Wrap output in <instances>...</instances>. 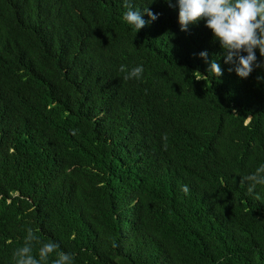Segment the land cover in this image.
<instances>
[{"label":"trees","instance_id":"obj_1","mask_svg":"<svg viewBox=\"0 0 264 264\" xmlns=\"http://www.w3.org/2000/svg\"><path fill=\"white\" fill-rule=\"evenodd\" d=\"M129 5L159 16L138 31L125 0H0V264L29 227L74 264H264V185L243 179L264 162V67L229 71L167 0Z\"/></svg>","mask_w":264,"mask_h":264},{"label":"clouds","instance_id":"obj_2","mask_svg":"<svg viewBox=\"0 0 264 264\" xmlns=\"http://www.w3.org/2000/svg\"><path fill=\"white\" fill-rule=\"evenodd\" d=\"M170 7H178L179 24L182 31H187L192 24L204 21L206 27L212 30L214 38L219 41L224 50V62L231 64L241 78H247L254 68L264 67V61L258 60L256 49L264 56V0H167ZM127 10L123 13V19L136 30L142 29L146 24L155 21L159 14L150 8L142 11L131 7L129 0H125ZM147 13L149 19H145ZM199 56L207 60L208 51L203 50ZM121 72L125 73L124 79L141 80L145 72L143 63L128 67L121 64ZM215 76L223 73L221 64L212 60L210 69ZM258 80H264V75L258 76ZM75 134V129L72 130ZM250 182L248 191L254 193L257 185H264V162H261L253 172L243 177ZM182 190L189 192L188 185H183ZM257 198L260 192H255ZM39 244L38 256L33 254V243ZM60 249V244L54 240L41 241L34 230L29 227L25 242L13 251L15 264H47L52 254L55 258L51 264H74V256L71 252Z\"/></svg>","mask_w":264,"mask_h":264}]
</instances>
